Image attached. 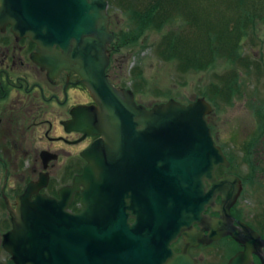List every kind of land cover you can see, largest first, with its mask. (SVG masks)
<instances>
[{"label":"water","instance_id":"water-1","mask_svg":"<svg viewBox=\"0 0 264 264\" xmlns=\"http://www.w3.org/2000/svg\"><path fill=\"white\" fill-rule=\"evenodd\" d=\"M107 8V0H0V25L37 44V64L80 77L95 105L76 109L71 123L98 136L82 153V173L57 199L33 184L14 208L5 198L11 228L2 248L13 264H195L186 249L198 241L229 235L245 247L261 242L243 224L242 235L229 226L239 180L215 177L228 161L211 137L206 117L212 107L205 98L147 108L108 80L114 33ZM78 191L82 209L73 213L68 207ZM207 207L219 217L208 219ZM194 223L208 234L194 231ZM179 235L187 243L176 254L169 245ZM246 260L237 253L228 264Z\"/></svg>","mask_w":264,"mask_h":264},{"label":"rangeland","instance_id":"rangeland-1","mask_svg":"<svg viewBox=\"0 0 264 264\" xmlns=\"http://www.w3.org/2000/svg\"><path fill=\"white\" fill-rule=\"evenodd\" d=\"M111 1L107 12L110 29L115 34L113 42L119 48L113 50L110 81L134 92L137 103L146 107L168 99L187 104L204 97L213 107L207 123L214 133L220 131L219 143L232 162L233 171L245 175L244 165H249L254 154L252 147L245 146L248 141L245 135L254 138L262 130L259 136L264 137V10L261 4H254L257 8L243 25L239 15L234 21L236 0H185L179 6L165 3L160 20L165 18L166 22L160 28L148 25L133 31L136 23L133 16L117 0ZM152 2L135 0L131 7L149 10ZM226 20L229 23L225 26ZM173 34L183 37L182 55L176 57L166 52V38ZM231 37L234 41L227 42ZM198 48L202 49L199 55L205 64L196 70L193 63ZM188 58L192 65L187 67ZM229 87L235 88H232L234 92H228ZM241 91L244 94L240 95ZM240 203L250 222L258 226L262 223L263 230L264 197ZM257 213L263 216L261 223ZM7 216L0 208V240L9 228L5 226ZM6 255L0 250V264H7ZM205 260L206 264L225 261L222 252L211 253Z\"/></svg>","mask_w":264,"mask_h":264},{"label":"flooded vegetation","instance_id":"flooded-vegetation-1","mask_svg":"<svg viewBox=\"0 0 264 264\" xmlns=\"http://www.w3.org/2000/svg\"><path fill=\"white\" fill-rule=\"evenodd\" d=\"M39 54L41 50L30 38L15 36L9 24L0 25V208L6 213L5 198L14 208L17 196L24 192L28 184L37 186L39 194L57 199L59 189L71 185L73 178L82 173L87 165L82 153L98 138L77 131L71 123L76 109L79 111L95 105L80 77L66 68L55 73L42 68L34 59ZM109 56L110 62L106 69L108 79L114 63L112 44L109 46ZM242 94L244 91H241ZM208 126L212 139L228 161V166L216 168L215 177L218 179L227 175L239 180L238 197L229 209V226L242 235L243 228L239 224H243L259 235L261 242H252L249 247H245L246 243L236 242L226 235L206 244L198 241L188 246L186 252L195 260V264H204L209 254L218 255L219 252L225 259L224 264H228L237 253L246 256L244 264H264L263 216L257 213L261 224L254 225L240 203L241 200L244 203L264 197V137L259 136L262 130L257 131L254 138L245 135L248 140L245 146L252 147L254 154L249 165H244L247 171L243 175L233 171L232 162L219 143L220 131L214 133L213 128ZM80 198L79 191L74 193L68 210L74 213L81 211ZM214 203L220 205L219 196ZM203 214L208 219L219 217L212 207H207ZM7 218L5 226L9 225V228L5 232L11 228L9 215ZM128 221L132 222V219ZM191 228L202 232L204 236L208 234L198 224L194 223ZM3 234L0 250H4L1 244ZM186 243L185 236L179 235L169 247L177 254L183 252Z\"/></svg>","mask_w":264,"mask_h":264},{"label":"trees","instance_id":"trees-1","mask_svg":"<svg viewBox=\"0 0 264 264\" xmlns=\"http://www.w3.org/2000/svg\"><path fill=\"white\" fill-rule=\"evenodd\" d=\"M107 1H108L109 5H110V3H112L111 0H107ZM117 1L121 5L122 8H126L128 10V12L133 16L132 20L136 21L135 26L133 25V27H134L133 31H140L143 28L147 27L148 25H152V26L160 28L162 23L166 22L165 18L163 20H160V19H162V18H160V16H161V10L163 9V6H162L163 4L166 3L170 6H172V5L173 6H177V5L179 6V4H181V1L183 2L185 0H153L152 4H150L149 10L145 7L143 10L142 9H140V10L133 9L134 6L131 7V5L134 4V3H132V1H135V0H117ZM236 2H237V4L235 6V8H236L235 10L237 13H235L234 21H236V17L239 15V17L240 16L242 17L239 19V21H243V23H242L243 25L244 24L246 25V22L248 21L246 19L251 16L253 9L257 8V7H253L254 4L260 3L261 9L264 10V0H236ZM169 11H170V9H169ZM230 19H232V18H230ZM225 23H226L225 24V26H226L229 23L228 20H226ZM222 33H223V31H222ZM227 34H231V33H227ZM226 36H228V35H226ZM234 39L235 38L231 37L230 41L228 40L227 42L232 43L234 41ZM120 40L122 41V37L120 38ZM166 42L168 43L166 52L168 53L169 56H175L176 57L179 54L182 55L183 37L181 35H179V34L169 35L166 38ZM112 46H113V50H117L119 48V47L117 48L115 46L114 42L112 43ZM201 50L202 49L199 50V48H198V52H195V55H194L195 59H194L193 67H195L196 70H199L198 68H200L201 65L205 64L203 62L202 56L199 55ZM190 58H188V60L185 62L187 67L189 64L192 65V61ZM232 88L229 87L228 92H232L233 89L235 90V88H233V89ZM224 91H225V88L223 86L222 93ZM7 264H13V263L10 261V259H8Z\"/></svg>","mask_w":264,"mask_h":264}]
</instances>
